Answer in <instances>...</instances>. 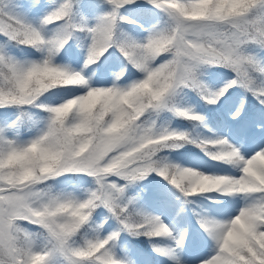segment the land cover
Wrapping results in <instances>:
<instances>
[{
  "label": "snow or ice",
  "instance_id": "6c2138e0",
  "mask_svg": "<svg viewBox=\"0 0 264 264\" xmlns=\"http://www.w3.org/2000/svg\"><path fill=\"white\" fill-rule=\"evenodd\" d=\"M0 264H264V0H0Z\"/></svg>",
  "mask_w": 264,
  "mask_h": 264
},
{
  "label": "trees",
  "instance_id": "16d2710c",
  "mask_svg": "<svg viewBox=\"0 0 264 264\" xmlns=\"http://www.w3.org/2000/svg\"><path fill=\"white\" fill-rule=\"evenodd\" d=\"M174 125H175V122H174ZM189 148H191V146H189ZM181 151H183V150H181ZM132 243L134 245H136L137 247L141 248L145 252H149V253L151 252V248L149 247L148 243L146 241H144L143 239L140 241H134L133 240ZM152 255L154 256L153 253H152Z\"/></svg>",
  "mask_w": 264,
  "mask_h": 264
},
{
  "label": "rangeland",
  "instance_id": "374dc122",
  "mask_svg": "<svg viewBox=\"0 0 264 264\" xmlns=\"http://www.w3.org/2000/svg\"><path fill=\"white\" fill-rule=\"evenodd\" d=\"M193 224H194V221H193Z\"/></svg>",
  "mask_w": 264,
  "mask_h": 264
}]
</instances>
